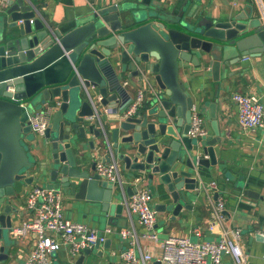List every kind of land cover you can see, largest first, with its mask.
I'll return each instance as SVG.
<instances>
[{"label":"water","instance_id":"obj_1","mask_svg":"<svg viewBox=\"0 0 264 264\" xmlns=\"http://www.w3.org/2000/svg\"><path fill=\"white\" fill-rule=\"evenodd\" d=\"M190 2L189 10L167 14L164 6L150 0H115L53 28L31 1L2 0L1 252L15 243L11 236L19 215L15 201L29 186L86 202L92 218L103 217L110 226L125 221V199L141 187L149 190L157 214H169L163 226L182 209L191 210L194 197L211 182L206 181L211 167L223 160L214 150L220 135L216 102H203L214 136H188L195 102L178 74L188 72L187 66L205 67L219 82L233 63L264 53V25L260 17L244 21L236 16H199L200 0ZM145 83L153 89L151 95L127 115L131 86ZM45 105L54 109L49 126L39 135L29 116ZM36 142L43 154L39 161L30 152ZM97 160L115 161L119 180L99 176ZM223 174L242 197H261L255 181L235 179L229 171ZM159 224L154 228L159 230ZM254 236L264 241L263 232ZM108 243L110 238L103 246ZM99 245L96 241L83 249L70 264H95L87 258Z\"/></svg>","mask_w":264,"mask_h":264},{"label":"crops","instance_id":"obj_2","mask_svg":"<svg viewBox=\"0 0 264 264\" xmlns=\"http://www.w3.org/2000/svg\"><path fill=\"white\" fill-rule=\"evenodd\" d=\"M36 7L40 17L50 27H61L71 23L72 20L85 16L88 13L105 5H110L115 0H28ZM151 3L165 7V13L180 14L184 9L189 10L190 0H150ZM199 16L207 17H239L249 20L260 17V10L255 0H200ZM2 5H0L1 14ZM197 14V13H196ZM174 16V15H172ZM242 20V21H243ZM186 70H180L178 78L183 81L189 95L194 99V109L201 113L204 125L208 131L207 136H214L210 126L208 108L203 102H216V120L220 132L218 143L214 146L218 160H223L219 166L211 167L206 181H215L218 186V196L225 202V223L228 227H238L241 231L240 245L247 255V264H264V241L255 239L256 232L264 233V123L253 130L243 129L238 123L237 108L231 95L236 92L253 94L264 106V53L259 57H245L233 63L222 72V78L215 82L211 78L209 70L205 67L199 70L187 66ZM139 86H131L132 97ZM59 101L58 98L55 99ZM39 143L30 146V152L35 159H42L43 154ZM100 162V160H97ZM120 169V168H119ZM229 171L233 178L243 177L244 180L255 181V185L261 187L260 198L251 199L242 197L233 187V181L224 177V172ZM123 171H121L122 174ZM33 186L25 188L20 198L15 201L18 205L19 215L13 222L18 225L24 219L31 217V213L25 209V197ZM213 194V193H211ZM213 197V196H212ZM214 199V198H213ZM153 202V201H152ZM190 202V201H189ZM191 210L182 209L179 215L169 221V227L162 225L168 218L167 214H157L158 234L168 233L169 236H186L193 242L209 241L217 238L216 234L207 230V224L211 219L212 210L205 193L195 196L191 202ZM63 213L66 218L75 222L84 223L94 229L100 230L107 226L105 218L94 220L92 207L86 202L71 198L63 199ZM125 221L120 226H112L115 233L110 235L108 247L99 245L94 249L92 256L87 259L95 261V264H122L120 253L126 242L117 231L121 229H135L137 234L142 232V226L138 222L137 215L123 212ZM110 226V225H109ZM194 228L200 230L196 236L191 231ZM161 239V238H160ZM142 250L149 249L153 254L151 264H157L161 256L160 242L139 239ZM14 244L4 248L0 254L6 256L0 258V264H25L28 253L32 247V237L16 239ZM3 242L0 240V247ZM138 251V249H137ZM100 253L96 256V253ZM75 257L71 256L66 247H61L52 253V264H70ZM223 264H232L229 256H223Z\"/></svg>","mask_w":264,"mask_h":264},{"label":"built area","instance_id":"obj_3","mask_svg":"<svg viewBox=\"0 0 264 264\" xmlns=\"http://www.w3.org/2000/svg\"><path fill=\"white\" fill-rule=\"evenodd\" d=\"M255 1L264 25V0ZM152 90L148 83L138 88L126 114H132L142 106ZM231 98L237 108L238 123L243 129L253 130L263 125L264 106L255 95L236 92L231 95ZM56 104H59V101ZM53 109V106L45 105L33 110L30 114V126L36 134L43 135L50 124ZM105 112L109 113L110 109H105ZM207 134L203 116L193 109L188 136L201 139ZM95 171L109 182L119 180L118 164L115 161L97 162ZM203 190L212 210L207 230L216 234L217 238L193 242L186 236H168L160 239L154 228L157 223V212L151 204L149 190L144 187L137 188L131 196L125 199V206L129 213L137 215L142 232L137 234L133 228L117 231L126 242L120 253L121 263L148 264L153 260L151 250L141 249L139 243L141 238L160 242V264H223L225 255L230 257L232 264H247V255L240 245V229L226 225L225 202L219 196L216 199L212 197L211 193L218 192L217 183L211 181L203 186ZM63 199L61 192L44 187L34 186L27 193L24 207L31 213V217L13 226L11 230V236L14 239L32 237V247L25 264H52V253L61 247H66L71 256H78L83 249L91 248L96 241L102 244L115 233L114 228L109 225L97 230L84 223L66 218L63 213ZM191 232L196 236L200 235L198 228H194ZM262 261L264 263V256Z\"/></svg>","mask_w":264,"mask_h":264},{"label":"rangeland","instance_id":"obj_4","mask_svg":"<svg viewBox=\"0 0 264 264\" xmlns=\"http://www.w3.org/2000/svg\"><path fill=\"white\" fill-rule=\"evenodd\" d=\"M156 217H157V215H156ZM148 264H151V262H148Z\"/></svg>","mask_w":264,"mask_h":264}]
</instances>
